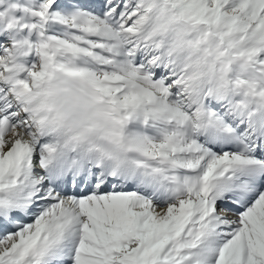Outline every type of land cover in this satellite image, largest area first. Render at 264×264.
I'll return each instance as SVG.
<instances>
[{"label":"snow or ice","instance_id":"6c2138e0","mask_svg":"<svg viewBox=\"0 0 264 264\" xmlns=\"http://www.w3.org/2000/svg\"><path fill=\"white\" fill-rule=\"evenodd\" d=\"M0 264H264V0H0Z\"/></svg>","mask_w":264,"mask_h":264}]
</instances>
